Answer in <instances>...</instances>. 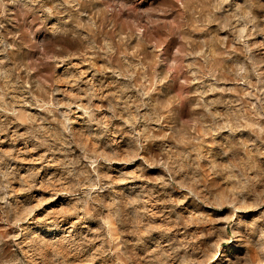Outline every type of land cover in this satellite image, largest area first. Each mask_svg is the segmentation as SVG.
<instances>
[{"label":"rangeland","instance_id":"374dc122","mask_svg":"<svg viewBox=\"0 0 264 264\" xmlns=\"http://www.w3.org/2000/svg\"><path fill=\"white\" fill-rule=\"evenodd\" d=\"M0 264H264V0H0Z\"/></svg>","mask_w":264,"mask_h":264},{"label":"bare ground","instance_id":"6f19581e","mask_svg":"<svg viewBox=\"0 0 264 264\" xmlns=\"http://www.w3.org/2000/svg\"><path fill=\"white\" fill-rule=\"evenodd\" d=\"M57 209V208H56ZM59 210V209H58ZM59 212V211H58ZM57 213V212H56ZM57 215V214H56Z\"/></svg>","mask_w":264,"mask_h":264}]
</instances>
